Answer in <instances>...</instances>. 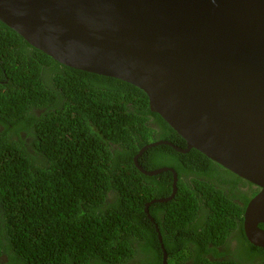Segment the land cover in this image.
<instances>
[{"label": "trees", "instance_id": "1", "mask_svg": "<svg viewBox=\"0 0 264 264\" xmlns=\"http://www.w3.org/2000/svg\"><path fill=\"white\" fill-rule=\"evenodd\" d=\"M160 141L187 148L145 92L63 66L0 21V264H163L162 245L167 264H264L244 232L259 188L197 150L143 154L144 170L178 175L175 197L151 204L174 176L134 160ZM232 240L225 261L204 256Z\"/></svg>", "mask_w": 264, "mask_h": 264}, {"label": "water", "instance_id": "2", "mask_svg": "<svg viewBox=\"0 0 264 264\" xmlns=\"http://www.w3.org/2000/svg\"><path fill=\"white\" fill-rule=\"evenodd\" d=\"M0 21L63 66L139 88L186 141L135 158L147 176H174L172 196L151 204L177 193L174 170L139 164L161 145L197 150L259 188L244 232L264 249V0H0Z\"/></svg>", "mask_w": 264, "mask_h": 264}, {"label": "flooded vegetation", "instance_id": "3", "mask_svg": "<svg viewBox=\"0 0 264 264\" xmlns=\"http://www.w3.org/2000/svg\"><path fill=\"white\" fill-rule=\"evenodd\" d=\"M237 243L232 240L230 242L229 245L227 246H224V245H219V247L215 248V252H210L208 253L207 256V259L210 263L212 262H222V261H225L224 259H227L225 256H224V253L226 252V249L229 248V247H232V245H236ZM219 253V257L215 256V253Z\"/></svg>", "mask_w": 264, "mask_h": 264}, {"label": "clouds", "instance_id": "4", "mask_svg": "<svg viewBox=\"0 0 264 264\" xmlns=\"http://www.w3.org/2000/svg\"><path fill=\"white\" fill-rule=\"evenodd\" d=\"M206 255H208V254L204 253V256H205V257H206Z\"/></svg>", "mask_w": 264, "mask_h": 264}]
</instances>
